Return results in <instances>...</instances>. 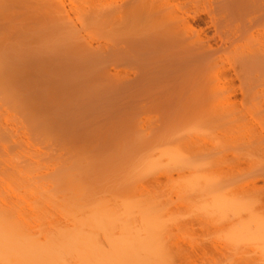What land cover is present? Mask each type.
Here are the masks:
<instances>
[{
    "label": "rangeland",
    "instance_id": "374dc122",
    "mask_svg": "<svg viewBox=\"0 0 264 264\" xmlns=\"http://www.w3.org/2000/svg\"><path fill=\"white\" fill-rule=\"evenodd\" d=\"M82 1L88 2L86 7L95 4L94 0ZM125 1L127 0L102 1L100 5H103L108 14L117 15L115 20L80 27L70 39L56 27L54 19L58 8L53 2L50 4L48 0H0V40L4 39L0 41V49L37 44L42 50H46V47L47 50H55L54 48L65 49L78 43L101 44L104 47L108 44L117 49V56L112 55L106 63L109 72L120 74L122 77L139 76L143 86L147 85L146 89H141L134 95L129 93L124 97L108 93L101 100L95 101H88L89 97L80 92L62 95L68 101L64 100L58 110L62 119L54 128V145L53 142L51 145L40 144L38 150L30 147L31 144L15 123V116L13 121L12 115H8L7 109L0 103V199H5L8 195L6 199L9 200L13 195L15 198H11L17 201L18 194L20 200H23V197L29 194L24 190L28 186L27 183L34 182L32 177L25 175L28 169L39 168L49 161V158H53V155H56L53 159H56L58 166L68 168L73 165L71 162H78L73 158L80 153L84 156L76 157H79L83 164L87 163L85 157L88 156L91 165L97 162L96 166L100 163L106 166H97L98 174L96 170V173H93L96 178L90 174L93 178L91 184L100 183V188H91L93 192H90L93 194H89V199L98 192L99 195L96 193L95 198L100 195L102 198L97 201L107 199L108 203L117 205L121 202L122 205L124 202L121 200L129 192L126 189L132 186L131 189L135 191L141 190L140 193L137 192L140 197L142 194H149V198H153L155 202L162 201L161 204L157 203L161 209L163 206L169 208L163 207L166 211L162 213V220L165 221L168 215L167 221H171V225L170 222L166 224L171 229L164 231H170V236L165 233L169 244L175 242L172 248V244H168L170 252L173 250L175 255L173 252L172 254L176 257L175 259L172 256V259L176 260L172 263L264 264V238H259L264 233V179H259L264 175V73L261 72L264 67L257 66L251 59L262 55L264 57V7H261L264 6V0H253L256 7L248 10L255 13V20L250 23L254 26L252 29L247 24L253 19L246 16L248 11L240 14L224 13L222 10H226L229 4L223 0H182V10H172L166 15L174 21L166 34L157 26L158 7L155 4H145V0H129L130 8L127 9ZM160 2L161 5L166 4L165 0ZM87 9L91 11L90 8ZM81 14L70 12L68 19L80 26ZM193 15H197V24L192 26L204 29L202 37L206 45H211L212 48L206 50L203 47L191 46L194 33L190 30L189 23L183 19L188 16L192 22ZM182 36L186 37L183 42ZM37 60L36 64H31L37 66L38 73L43 72L44 68L50 70L49 61L44 58ZM39 61L40 66L44 68H38ZM33 70L35 69L31 68L29 71ZM2 133L10 135L9 138ZM88 137L91 139H86ZM101 140L103 146H100ZM113 141L119 143L116 145ZM86 143L90 149H87ZM81 146H85L82 151L79 149ZM47 147L54 150L51 149L53 151L50 153ZM75 150L80 151H76L72 157ZM86 150L88 151L85 154ZM176 150L177 152H174ZM133 152L139 155L136 156ZM168 153L179 154L181 162H170L165 158ZM149 154L155 155L157 159ZM22 157L35 162L36 165L32 162L33 166L30 167L31 163L29 166L21 160ZM158 157L163 158L159 161ZM105 158L109 160V165ZM153 159L161 162L158 164L160 168L155 170L157 174L153 171L152 175L148 172L149 175L146 172L148 164L145 160ZM138 162L142 165H138ZM143 164L146 166L142 170ZM22 166H25V170L28 168L26 172L22 170ZM15 167L19 172L15 173ZM199 172L203 175H198ZM204 174L211 177L209 182ZM6 176L9 179H5ZM25 177H30L27 179L32 182ZM94 178H98L100 182L97 180L96 184ZM255 178H258L257 182L253 183ZM11 179V182L6 181ZM205 180L208 184L212 180V183L208 185ZM123 181L126 182L124 185ZM199 181L205 182L207 186L203 182L202 186ZM8 182L9 185L12 183V186H9ZM30 185L28 188H31ZM120 186L125 191L122 192V188H118ZM12 187L19 189L14 190ZM212 192L215 194V200ZM145 196L143 198L146 199ZM156 197L159 199L156 200ZM207 205L211 206L209 210ZM204 207H207L206 210ZM239 237L250 239L242 238L240 241Z\"/></svg>",
    "mask_w": 264,
    "mask_h": 264
},
{
    "label": "bare ground",
    "instance_id": "6f19581e",
    "mask_svg": "<svg viewBox=\"0 0 264 264\" xmlns=\"http://www.w3.org/2000/svg\"><path fill=\"white\" fill-rule=\"evenodd\" d=\"M102 1L104 0H94L95 3L94 5L92 6L89 5L86 7L85 5L88 2L82 0L79 1L78 0H68V1L48 0L50 4H52L53 2V5L55 6L57 5L58 8V9L56 8L57 9L56 16L54 19L56 20L54 22H56L57 29L60 32H62L66 37L69 38L73 37L79 31L80 27L87 26L91 23L104 24L107 22H111L113 19L115 20L117 15L113 14L114 15L113 16L108 14V12L103 9V5H100L103 3ZM145 1H146L145 4H151V5L155 4V6L158 7V12H156V14H158L159 23L157 24V26L163 29V34H166L167 30H169L172 27L174 22L170 17L166 15L167 14L169 15L172 10H178V9L182 10L183 4L180 3L182 0H165L166 1L165 5H161L160 0H145ZM171 1H173L174 3H172ZM223 1L229 4L226 10L225 9L222 10V12L227 14H236V13L240 14L243 13L244 11L246 12L256 7V4L253 2V0H223ZM128 4H129V0L124 2V5H126L125 8L127 7V9L130 8V5ZM87 8H90L91 11H88ZM70 12L82 13L81 17H79L80 26H78V24L75 21L68 19L69 18L68 16H70L69 15ZM246 16L253 18L247 22L248 27L252 29L254 26L250 25V23L255 20L254 19L255 13H253V11H248ZM192 19H193L192 22L189 21L188 16L184 17L183 19L184 21H186V23H189L190 25L189 28L194 33L193 43L195 44L192 45L193 44L192 43L191 46L195 48L203 47L206 50H208V48H212L211 45L208 44L206 45L204 38L202 37V34L204 33V29H202L198 25L197 26L199 27V29L196 28V26L195 27L192 26L193 24L195 25L197 24L196 23L197 15H193ZM2 40L4 41V39ZM185 40L186 37L182 36L181 42ZM3 45L4 44H2V46ZM36 45L27 46V47L12 46L13 48L11 47V48L0 49V103H2L1 105H4L5 109H7L8 115L9 114L12 115V120L14 121L16 119L15 123L19 126L18 129L22 131L21 133L27 138L26 140L29 141V143L31 144L30 147L33 150H38L40 144L49 143L48 145H51L50 143L53 142L52 144L54 145V141H55V138H53V133L55 130L54 128H56L57 122L62 119V115L58 114V110L61 104L63 105L64 100L66 99L64 96L62 97V95L77 94L80 92L83 95H86L87 98L89 97L87 99L88 101H95V100H101L108 93H111L113 96L122 95L126 97V94L131 93L132 95H134L136 92L141 91V89L144 90L147 87V85L143 86L141 77L139 76L136 78L122 77L120 74L114 75L109 72L106 63L109 60V58H111L112 55L117 56V49L112 47L111 45L106 44L107 46L104 47L101 44L93 45L87 43H78L75 46L66 47L65 49L64 47L60 48L62 50H60L59 48L58 49L54 48L55 50H52L53 48L52 49L48 48L49 50H47V47L46 48L44 47L46 50L44 49L42 50L40 46H36ZM201 55H203V53ZM42 58H44V60L49 61L50 70H46L44 67L40 66V61H39L37 62L39 65L38 68L41 69L42 67L44 68L43 69L44 71L38 73L37 66H33V65L36 61H38L37 59H42ZM257 58H251V59H253L254 64H256L257 66L264 67L263 55L257 56ZM25 62L26 63L28 62L30 64L33 63V65L31 64L32 65L31 66L28 63L25 65L24 64ZM23 65L25 68L24 67L22 68ZM26 66L28 69L26 68ZM20 67L21 69H19ZM30 67L32 69H35L33 70L34 72L32 71L33 73L29 71L31 69ZM23 71L25 72V74ZM261 72L264 73V69ZM37 75H39V77ZM218 78L220 79V77H217V79ZM200 86L199 89L202 88V86L201 88ZM67 101L65 100V102ZM64 112L65 111H63V113ZM13 117L15 119H13ZM2 134H4L5 136L7 135L6 133H2ZM9 136L7 135L6 137L9 138ZM86 139H91V138L88 137ZM93 140L90 141L92 142ZM136 140H139V138ZM115 141L113 142L116 143L117 145V143L119 142L118 141L115 142ZM91 142L90 143L87 142V143L91 145ZM100 142L102 143L103 141L101 140ZM81 143L84 144L83 142ZM88 144L86 145V147L89 146ZM136 144L139 145L138 143ZM100 146H103V143ZM50 147L51 146H49V148ZM82 147L85 148V146H81V148L79 147L81 151L83 149ZM89 147H87V149ZM49 148L47 147V150ZM51 149H49L48 151L50 152ZM80 150H75L74 153L72 152L71 156L73 157L74 154L77 153L76 151H80ZM97 150L96 153L98 152ZM87 151L88 150L84 151V153ZM174 152H177V150ZM125 153H127V151ZM134 154H136V156L139 155L137 153ZM79 155L76 154V156ZM100 155L103 156V154ZM54 156L56 155H53L52 157L54 158ZM76 156L73 159L78 160V162L76 161V164L75 162H71V164L73 163V165L72 166L70 165L71 167L68 168L58 166L56 159L53 158H49L50 160L45 162V164L43 163L42 166L39 164L40 165L39 168L38 167L33 168L32 166L33 163L35 164V162L32 161L33 162L32 163L30 162V160H27L25 158L23 159L22 157L21 160H23V162H26L27 164H29V166L31 163L30 167H32V169H28L27 167L29 166L27 165L26 170L28 169L27 170L28 175L27 174L25 175L32 177V180H34V182H32L31 179H27L30 177H25V179H27L28 181L30 180V182H32L31 184L27 181L28 183L27 182L26 183L28 186L26 185L27 186L26 188H28L29 185L31 184L30 186L33 189L29 192L27 191L28 189L31 188L28 189L25 188L24 190L25 191L27 190L26 194L27 193L29 194L32 193V194L30 195L27 194L28 196H26V194L24 193V196L26 197L25 198L23 197V200H20V197L18 196V194H16V198L17 199L19 198V200L17 201H14L15 199L13 198H15V196L13 195H11V197L13 198L10 197L9 200L6 199L8 198V195L5 197L3 196L5 199H0V264H174L172 263V261H174L172 259V256H174L175 253L172 250V252L174 253L173 255L172 252H170L171 251L170 249L175 244V242H172L170 240L172 242L170 243L172 245H170L169 239L167 237L170 234V231L169 233L168 232L166 233V231H164V230L168 231L170 227L167 226L168 225L167 223L170 222L171 225V221L170 220L169 222L167 221L168 218L167 214H166L167 218H165L166 220L165 221L162 220L164 216L162 213H164L166 211L165 208L168 207L163 206L165 208L163 209L162 207L161 209V206L157 203L161 204L162 201L160 200V202L159 201L155 202L153 198L150 199L151 196L149 194L148 195L150 196V198L145 193L147 198L149 199L143 198L145 196L144 194H142L141 196L142 198H141L139 195H137V192L140 193L141 190L139 191V189H137L135 191V189L134 190L131 189L132 186L131 187L129 186L130 188V189L128 188L129 190L126 189L129 192L128 193L126 192L127 194L125 193L126 196L123 197L124 201L121 200L122 202H124L122 203V205L121 202L120 204L117 205L111 204L110 202L108 203L107 199L106 200L102 199L101 200L102 202L97 201L99 200V198L100 199L102 198L101 195L99 198L97 197L98 199L95 198V195L96 196L97 194L99 195L98 192H95L93 198L89 199L91 198V195L89 194H93L92 193L93 190L100 185V183L99 185H94V183L91 184L92 183L91 181H93L92 176L95 177L93 173L95 172V170L96 172L99 170L98 169L99 167L97 166H100L101 168L102 167L101 165L104 164L100 163L96 166L97 164L96 162V164L91 165L90 164L91 161L88 159L89 157L86 155L87 157L85 158L86 160H88L87 161L88 164L85 163L87 164L85 165L82 163V160L80 159L82 156H84V154L80 155L79 156L80 158ZM91 156L92 155H90V159ZM149 156L152 155L149 154ZM149 156L146 157L148 158ZM164 156L166 155L164 154ZM42 157L44 158V156ZM130 157L132 158L133 156ZM152 157L156 158L155 155ZM162 158H159V161H161ZM165 158L166 159L168 158L170 162H174V163L181 162L180 155L176 153H170V154L168 153L167 157ZM93 159L94 158H92V160ZM101 160L104 161L103 159ZM153 160H149V161L145 160V162L147 161L148 164L147 166L145 165L146 168H148L146 169L147 174H149L148 172H150V174L152 175L153 171H154L153 173H155V170L160 168L158 164L161 162L158 163L155 160L154 161ZM129 161L128 163H130ZM132 161L133 159L131 160V162ZM15 162L17 163L16 165H18L17 160ZM141 162L145 163L143 161ZM136 163H134V165ZM139 164L141 163L138 162V165ZM145 166L143 164L142 168L141 166L140 168L143 170V167ZM15 168L17 169V167ZM23 168L22 170L26 172L25 166ZM113 169L115 170V168ZM87 170L88 171L92 170L93 172L92 171L88 172ZM14 171L16 173L18 169ZM146 172L143 173L145 174ZM21 174H23V172ZM90 174L93 175L91 176ZM96 174H98V172ZM155 174H157V172ZM198 175H200V172L198 173ZM204 175L207 176L206 174ZM205 176H203V178ZM21 177L22 176H20V178ZM140 177H142L141 174ZM2 178L4 179V176ZM196 178H198L197 175ZM209 178L211 177L208 176L207 178L205 177L207 181ZM5 179H9V178H7L6 176ZM198 179L200 180V178ZM257 179L258 178L253 179L252 182L256 183ZM259 179H264V175L260 176ZM97 180L98 178L95 179V183ZM6 181L11 182L12 179ZM23 181L25 182L26 180ZM98 181L100 182V180ZM207 181L206 183L208 184L209 181L208 182ZM123 182H124L123 184L121 183L122 185L126 183L125 181ZM191 182L189 183L192 184ZM202 182L199 181V183ZM189 183L187 186L188 188L190 187ZM9 184L10 183L8 182V185ZM112 185L115 188L116 183L115 185L114 184ZM9 186H12V183ZM213 186H215V184ZM12 188L14 189V187ZM91 188H93V190ZM118 188L121 189L122 186ZM133 188H135L134 185ZM188 188H186V190H188ZM15 189L17 190L19 188H15ZM123 189L124 188H122V192L125 191ZM212 193H213V198L215 200V194L214 192ZM201 194L203 195L204 193ZM104 198L106 197L104 196ZM155 199L158 200L159 198L156 197ZM152 201H154V203H152ZM207 207L209 210L210 209L209 207L211 206L207 205ZM212 207L214 208L215 206L213 205ZM206 208L204 207L205 210ZM235 208L238 209V206H236ZM238 210L240 211L241 209ZM213 212L215 211L213 210ZM60 216L63 219H60L61 218ZM165 233L167 234V236L165 235ZM239 238L241 241V239L244 237L242 238L239 237ZM246 238H244V240ZM259 238L263 239L264 233ZM249 239L247 238V240ZM168 244L170 245L171 248H169ZM177 251L178 249H176V252Z\"/></svg>",
    "mask_w": 264,
    "mask_h": 264
}]
</instances>
